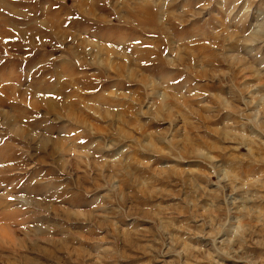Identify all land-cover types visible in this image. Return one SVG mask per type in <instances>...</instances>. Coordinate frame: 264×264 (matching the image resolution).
I'll return each instance as SVG.
<instances>
[{
	"label": "rangeland",
	"instance_id": "374dc122",
	"mask_svg": "<svg viewBox=\"0 0 264 264\" xmlns=\"http://www.w3.org/2000/svg\"><path fill=\"white\" fill-rule=\"evenodd\" d=\"M0 264H264V0H0Z\"/></svg>",
	"mask_w": 264,
	"mask_h": 264
}]
</instances>
